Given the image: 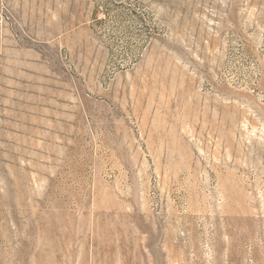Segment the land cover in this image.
Returning <instances> with one entry per match:
<instances>
[{"label":"rangeland","instance_id":"obj_1","mask_svg":"<svg viewBox=\"0 0 264 264\" xmlns=\"http://www.w3.org/2000/svg\"><path fill=\"white\" fill-rule=\"evenodd\" d=\"M0 264H264V0H0Z\"/></svg>","mask_w":264,"mask_h":264}]
</instances>
